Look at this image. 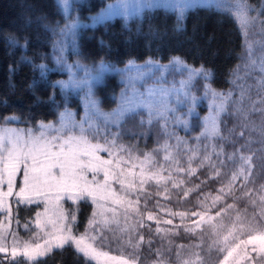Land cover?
Wrapping results in <instances>:
<instances>
[{
  "label": "rangeland",
  "instance_id": "rangeland-1",
  "mask_svg": "<svg viewBox=\"0 0 264 264\" xmlns=\"http://www.w3.org/2000/svg\"><path fill=\"white\" fill-rule=\"evenodd\" d=\"M80 1L55 0L62 18L44 23L50 51L39 65L41 75L63 73L54 78L63 97L55 104V118L30 124L16 114L0 117V257L33 262L70 246L91 264H204L202 249L196 245L189 250L185 244L175 256H166L163 250V257L138 259L136 251L147 225L162 233L168 230L171 236L201 228H211L209 233L215 236L218 227L216 214L192 213L189 219L173 215L165 202L149 204L148 198L147 205L142 192L149 185L161 189L159 195L164 193L189 161L193 169L194 157L206 156L202 163L210 165L211 173L221 171L220 161H211L210 147L207 154L205 148L198 153L195 147L198 139L211 142L219 133L218 122L233 91L212 88L209 71L179 56L168 61L132 59L124 65L85 60L77 38L87 26L115 18L126 23L140 20L157 8L174 12L180 20L196 6L228 11L245 38L236 77L253 75V100L262 109L263 4L253 11L245 0H108L82 19ZM18 44L13 41L12 47ZM111 76L120 87L115 103L106 107L97 90ZM239 106L244 108L242 102ZM133 113L142 123L157 121L161 127L159 141L141 155L118 139L114 129ZM240 159L231 179L249 173L250 154ZM82 202L91 204L87 219L81 218ZM228 204L234 214L227 212V232L219 233L207 264H264V225L236 221L243 216L260 220L262 211L247 216ZM30 206L34 212L21 220L17 208Z\"/></svg>",
  "mask_w": 264,
  "mask_h": 264
},
{
  "label": "trees",
  "instance_id": "trees-1",
  "mask_svg": "<svg viewBox=\"0 0 264 264\" xmlns=\"http://www.w3.org/2000/svg\"><path fill=\"white\" fill-rule=\"evenodd\" d=\"M106 1L81 0L78 9L80 17L87 18ZM245 1L253 6V11L261 4L264 7V0ZM61 18L55 0H0V117L16 114L30 124L55 118L58 108L55 104L63 97L54 84V78L63 73L53 71L42 76L39 65L50 51L48 37L43 32H47L44 23ZM77 39L79 53L85 60H105L114 65H124L132 59L168 61L173 56H179L186 63L209 71L212 88L222 92L233 91L227 112L219 119V133L211 138V142L198 139L200 142L195 147L198 153L205 148L206 154L210 147L211 161L218 159L221 171L211 173L210 165L202 163L206 156L194 157L193 169L188 160L185 172L179 180H171L164 193L159 195L158 191H163L150 187L148 183L146 192H142L147 205L157 200L158 203L165 202L173 215L181 214L189 219L192 213L209 211L216 214L214 218L218 227L215 236L212 231L209 233L211 228L190 233L181 231L180 236H171L168 230L162 233L156 226L147 225L136 251L140 261L145 257L148 260L163 257L164 253L175 256L185 244L189 250L196 245L201 248L206 261L204 264H207L217 247L214 242L219 233L221 230L227 232L226 214L231 206L228 203L247 216L260 209V220L243 216L236 221L264 225V107L261 109L259 101L253 100V75L236 77L244 56L245 38L230 12L196 6L180 20L174 12L157 8L146 11L140 20L126 23L115 18L105 24L87 26L79 32ZM13 41L22 47L19 44L12 47ZM119 87L120 84L112 76L98 87L97 93L104 106L110 107L115 103L114 94ZM260 101L264 106V102ZM240 102L243 109L239 106ZM159 124L157 121L148 125L142 123L138 114L133 113L126 115L114 129L118 139L141 155L159 141L162 134ZM246 154H250L251 168H245L249 173H243L237 180L231 179L235 164ZM256 197H263L262 201L255 200ZM212 200L213 205L210 204ZM81 209L80 217L87 219L91 204L82 202ZM33 212L34 206L17 208L21 220ZM228 214L234 213L229 211ZM0 264L91 263L74 248L65 246L33 262L0 257Z\"/></svg>",
  "mask_w": 264,
  "mask_h": 264
}]
</instances>
